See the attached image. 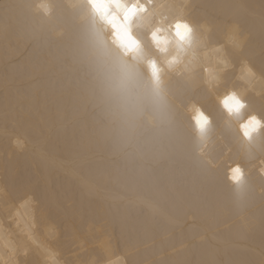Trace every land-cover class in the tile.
<instances>
[{
	"label": "bare ground",
	"instance_id": "6f19581e",
	"mask_svg": "<svg viewBox=\"0 0 264 264\" xmlns=\"http://www.w3.org/2000/svg\"><path fill=\"white\" fill-rule=\"evenodd\" d=\"M51 5L45 18L36 0H0V264H264V128L246 144L218 102L234 90L264 122V0H154L230 66L211 87L202 58L169 73L172 125L131 140L95 107L77 13Z\"/></svg>",
	"mask_w": 264,
	"mask_h": 264
},
{
	"label": "clouds",
	"instance_id": "9594fccd",
	"mask_svg": "<svg viewBox=\"0 0 264 264\" xmlns=\"http://www.w3.org/2000/svg\"><path fill=\"white\" fill-rule=\"evenodd\" d=\"M65 3L77 13L81 25L78 58L90 79L95 107L114 126L118 138L127 136L131 140L140 129L172 125L174 117L166 88L169 73L192 72L202 58L211 87L219 84L220 73L230 66L224 59L222 46L207 47V35H198L182 12L174 17L160 12L154 0H65ZM36 9L45 18L51 16V0H36ZM145 32L159 59L145 44L142 38ZM253 75L245 64L240 78ZM218 102L229 121L236 123L244 142L254 144L264 122L254 114L244 118L247 103L234 90L219 97ZM195 111L200 110L196 107ZM196 123L202 153L209 142L210 119L198 114ZM229 180L239 204L247 184L243 168L235 166Z\"/></svg>",
	"mask_w": 264,
	"mask_h": 264
}]
</instances>
